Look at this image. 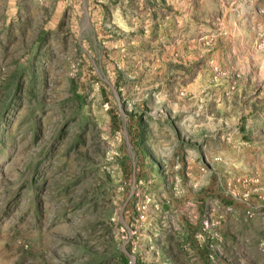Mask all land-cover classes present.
Listing matches in <instances>:
<instances>
[{
    "label": "rangeland",
    "instance_id": "1",
    "mask_svg": "<svg viewBox=\"0 0 264 264\" xmlns=\"http://www.w3.org/2000/svg\"><path fill=\"white\" fill-rule=\"evenodd\" d=\"M0 264H264V0H0Z\"/></svg>",
    "mask_w": 264,
    "mask_h": 264
},
{
    "label": "trees",
    "instance_id": "2",
    "mask_svg": "<svg viewBox=\"0 0 264 264\" xmlns=\"http://www.w3.org/2000/svg\"><path fill=\"white\" fill-rule=\"evenodd\" d=\"M199 250L201 252L200 255H202L203 257H205L207 259L212 254V250L208 246H201Z\"/></svg>",
    "mask_w": 264,
    "mask_h": 264
}]
</instances>
